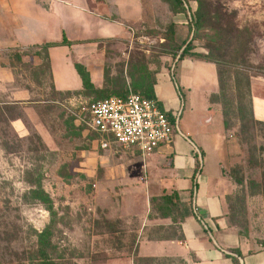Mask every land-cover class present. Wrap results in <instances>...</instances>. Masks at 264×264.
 Here are the masks:
<instances>
[{
  "label": "rangeland",
  "instance_id": "obj_1",
  "mask_svg": "<svg viewBox=\"0 0 264 264\" xmlns=\"http://www.w3.org/2000/svg\"><path fill=\"white\" fill-rule=\"evenodd\" d=\"M35 1L45 5V0ZM190 2L193 12L201 2L204 10L187 44L220 72L219 91L207 98L220 117L216 114L206 123L212 114L204 110L200 91H192L193 105L182 88L180 131L196 143L200 135L224 132L228 160L223 167L234 191L230 204L237 209L239 224L245 226L253 216L263 229L264 121L254 116L253 97L264 98V0ZM31 7V0H0V18L3 8L27 15L34 12ZM173 14L161 3L150 4L143 22L126 26L123 38L91 52L101 56L89 57L96 59L92 65L105 80L101 95L58 92L50 86L44 51L7 50L11 63L39 53L41 64L18 67L21 104H8L7 89L0 90V264H42L43 251L51 264L131 258L137 253V231L148 218L163 220L148 226L156 238L177 236L175 229L190 203L173 185L167 171L170 158L155 161L152 154L125 149L87 125V109L94 100L131 91L144 94L137 88L157 86L159 77L172 76L176 65L180 84L183 70L194 61L179 60V43L188 27L175 23ZM0 36L11 40L13 34ZM73 60L85 65L75 54ZM208 165L213 167V160ZM39 191L51 199L52 211L38 198ZM49 227L41 250V236Z\"/></svg>",
  "mask_w": 264,
  "mask_h": 264
},
{
  "label": "crops",
  "instance_id": "obj_2",
  "mask_svg": "<svg viewBox=\"0 0 264 264\" xmlns=\"http://www.w3.org/2000/svg\"><path fill=\"white\" fill-rule=\"evenodd\" d=\"M157 3L174 15L166 0H45L42 6L31 0L34 12L27 15H17L11 9L3 8L0 33L13 34L11 40H3L0 36V90L7 89L8 100H11L8 104L23 102V90L16 86L18 67L28 63L33 66L41 64L40 57L35 55H22L18 62L11 63L5 54L9 48L26 50L46 43L60 45L66 38L70 46L60 45L48 51L50 86L58 92L83 89V82L75 69V54L85 61L84 66L94 86L103 89L105 80L98 75L100 70L96 73L92 65L96 59H89L101 56L91 52L98 51L101 43L123 38L126 35L125 27L143 22L147 7L149 10L150 4L155 6ZM174 22L183 25L187 24L188 19L184 14H176ZM193 61L190 67L183 70L180 84L175 67L172 76L159 77L155 93L163 108L178 112L182 88L189 92L190 102L192 91L198 89L204 110L212 114L206 123H212L214 117H220L219 110L212 107L207 99L219 91L217 66L210 62ZM175 84L177 88H173ZM192 102L194 105V100ZM253 113L257 120L264 121V98L253 97ZM186 127L191 134L187 123ZM181 132L184 136L175 135L170 144L162 145L151 157L155 161L170 158L171 168L167 171L173 177V185L185 200L194 191L192 201L196 216L182 222L175 229L177 236L173 239L156 238L150 231L148 233L147 230H153L148 226L163 221L148 218L143 221L142 229L137 231L135 256L101 264H144L146 261L157 264H264V228L257 227L253 216H249L245 226L239 224L236 207L230 204L234 191L223 167L228 160L224 132L206 137L199 134L198 143L189 134ZM210 160H213V167H206V162ZM199 164L200 170L196 173ZM247 202L251 209L252 201Z\"/></svg>",
  "mask_w": 264,
  "mask_h": 264
},
{
  "label": "built area",
  "instance_id": "obj_3",
  "mask_svg": "<svg viewBox=\"0 0 264 264\" xmlns=\"http://www.w3.org/2000/svg\"><path fill=\"white\" fill-rule=\"evenodd\" d=\"M87 111V125L93 131L144 155L170 144L175 135L184 136L179 112L166 110L158 98L148 99L132 91L126 97L94 101Z\"/></svg>",
  "mask_w": 264,
  "mask_h": 264
},
{
  "label": "trees",
  "instance_id": "obj_4",
  "mask_svg": "<svg viewBox=\"0 0 264 264\" xmlns=\"http://www.w3.org/2000/svg\"><path fill=\"white\" fill-rule=\"evenodd\" d=\"M166 1L169 3V5H170V7L174 13L184 14V15L188 16V22L186 24V26L188 27V33L186 35V38L179 43V46H180L179 50L183 49V52L181 53L179 60L183 61V60H185V58L189 57L193 60L210 62V61H207L206 58L202 54L195 52V49H194L192 43L187 44L189 39H190L191 33L193 32V28L198 26L199 22L200 21L202 22V20H203L202 11L204 10V3L201 2L199 9L196 10L195 12H193L191 5H190L191 4L190 0H166ZM60 45L70 46L71 43H69L67 41V39L64 38L63 42ZM60 45L57 43H46L44 45L37 46V48H39L40 50L45 52V58L49 64V54H48L49 49L52 47L60 46ZM35 56L40 57V54L36 53ZM20 57H18V59H20ZM210 63H212V62H210ZM177 66L178 65L175 66V69L177 68ZM75 69H76L77 73L79 74V76L81 77V80L83 82V89L81 91L76 92V93H80L82 91H88V92L96 93L98 95H101L103 93L102 89L96 88L94 86V84L92 83V80H91V75L84 65L79 64V63H75ZM174 72H175V70H174ZM218 77L220 79V72L218 73ZM137 89L144 90V94L141 92H138V91H135V92L132 91V92L139 93L148 99H157L154 85L148 90H146V88H143V87H140ZM129 93H127L125 95H110L108 97H105L102 99H97L94 101L103 100V99L113 97V96L126 97ZM224 124H225V126L228 127L227 121H225ZM199 170H200V164L197 165L196 173H198ZM38 194H39L38 198L43 203L47 204L49 211H52L53 210L52 205H51L52 202H51V199L49 198V196L44 191H39ZM179 195H180V193H179ZM193 195H194V191H191L190 197L188 199V202L190 203L189 204L190 207L188 209V212L185 215L184 220L181 222H185L187 220V218H189V217L196 216V211L194 210L193 201H192ZM49 229H50V227L47 228L45 233H43L41 236V250L44 247V235L49 232ZM43 252H44L43 253L44 261L42 262V264H51L49 259H48L46 252L45 251H43Z\"/></svg>",
  "mask_w": 264,
  "mask_h": 264
}]
</instances>
